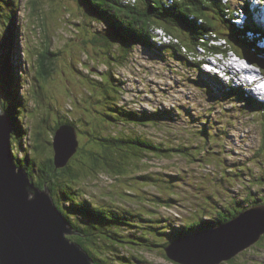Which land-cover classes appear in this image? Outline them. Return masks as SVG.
<instances>
[{
	"label": "rangeland",
	"instance_id": "obj_1",
	"mask_svg": "<svg viewBox=\"0 0 264 264\" xmlns=\"http://www.w3.org/2000/svg\"><path fill=\"white\" fill-rule=\"evenodd\" d=\"M48 1L53 3L56 8L58 17L55 16L54 20H52L53 10ZM241 1L245 2V0ZM13 3L16 7L15 15L20 16V24L24 25L23 30L26 31L22 40L19 39V31H16L17 47H15V55L12 60V63L17 66L16 73L22 74L21 93L24 99L28 100L23 108L20 105L21 115L30 128L24 123L27 132L24 139L26 144L24 151H33L31 145L34 144L37 133L41 132V143L44 140L50 142V144H44L46 154L48 148L51 152L55 137L54 129L57 127V115L60 117L59 121L64 122L67 118L66 114L72 110L69 103L72 104L76 101V108L69 113L71 115L69 118L76 121L85 113L89 115L91 121L89 125L85 122L79 123L80 147H83L84 150L81 151L73 166L82 175L86 173L83 161L87 160L88 151L92 148L86 135L87 130L92 131L96 128L103 137L107 135L109 137L123 136L133 132L156 144H163L164 148L167 146L178 147L179 145L190 148L186 151L189 154L186 156L147 155L149 159L145 160L143 170L148 172L139 174H153L155 181L145 189V192L149 191L151 194L163 192L166 198L174 200L172 206L179 210L160 208L155 215L162 213L164 216L174 218L176 213L180 216L178 219L181 217L185 219L190 215H194L198 219H205L207 218L205 216L213 212L209 211L211 206L214 207L211 205L212 203L222 202L221 206H226L227 200L230 201L238 194L243 195L244 187L248 186L253 177H264V104L256 101L250 104L247 101L238 100L240 96L242 100L250 98L247 90H243L245 86L240 85L239 82H230L232 89L224 95L221 92L228 86L230 79L225 76L224 72H220L218 76H208L201 70L202 66L196 59L184 62L178 54L169 51L161 52L166 54L164 57L142 46H136L131 52L130 59H126L122 65V52L101 15L97 12H93L91 15L93 17L88 16L85 20L93 22L95 25L99 44L97 37L91 34L93 29L89 25L88 31H82L77 35L71 33L74 38L65 35L64 22L59 19L57 8L61 12L68 9L72 18L85 22L84 15H82L83 9L78 6L75 0H14ZM228 5L232 8L243 7L248 14H253L252 7L239 4L236 0H230ZM2 6L0 19L6 20V22L0 21V34L6 37L9 35L8 24L10 21L6 19L8 12L4 8L5 0H2ZM65 19L71 24V19L68 17ZM29 21H31V25L33 24L31 32L29 31ZM210 22L215 26L216 31L206 32L203 35L204 39L208 41L207 43L218 46L221 50H234L241 57L255 63L256 72L262 71L264 74V59L257 58L261 60L258 61L254 55V52L257 53L256 51H250L246 45L241 44L242 42L239 43L238 38L232 37L231 31H235V28L230 25L231 31H229L226 24L222 26L218 22L212 20ZM262 23H264V19ZM252 26L264 31V24L259 26L254 19H252ZM71 29L75 31L76 26L72 24ZM157 33L163 32L159 29ZM29 34H32L31 40L28 39L30 38ZM102 34L105 35L100 37ZM48 36L52 38L51 41L46 40ZM10 38L5 51L12 49L10 44L13 42V38ZM0 40L4 42L1 37ZM167 40L169 41L170 38L167 37ZM259 44L264 48L263 38ZM19 48L21 51L18 53ZM51 54L52 56L59 54V56L54 58L56 66L54 65L49 80L43 83V87H45L43 90L40 89L38 81L35 79L41 77L46 67L52 66ZM36 55H38L37 58H35ZM238 61L240 62V59ZM22 64L25 68H22ZM197 64H200L201 68ZM227 67V64L217 66L218 69ZM75 69L80 70L76 74V82L70 83L72 91L65 94L63 90H59L60 77L62 74L64 75L63 72L69 75ZM80 72L83 75H79ZM104 73L109 74V77L113 75L115 79L124 83L120 106L138 113L155 114L159 112L160 118L153 119L147 124L138 122L135 125L121 127L103 121L102 115L95 118L92 112L99 109L100 113H103L105 107L96 108L98 92L94 86L87 84V79L100 81L108 78V75ZM101 74L104 75L99 77ZM244 81L254 87L257 86V82L252 77ZM32 83L33 87H31ZM35 89H37V93ZM237 90L240 91L236 92ZM101 92L113 96L118 94L113 91V88L108 90L105 86ZM232 96L236 100L229 99ZM4 102L6 99L0 84V112L4 109L2 108ZM100 122L103 126L97 128L96 125ZM135 127L136 129H134ZM49 157H53V152ZM87 161L89 163L86 165L89 170L98 168L92 163V159L89 158ZM37 162L40 165V161ZM249 168L253 169V175H249ZM134 170L136 169L134 168ZM37 171L39 172V170ZM131 171L127 172L125 169H121L120 172L112 166L109 167L110 174L97 175L96 173L90 174L91 171H88L87 181L81 185L82 193H87L93 201L100 202L97 204L104 209L121 206L145 215H152L149 209L136 198L135 193L128 191L129 182H134L132 181L133 175L127 177ZM159 173L164 174L163 177H160ZM177 174L182 175L176 188L172 189L169 187V178L165 175ZM235 176L236 180L231 183ZM157 177H159L158 181H156ZM257 182H252L253 186ZM262 182L264 184V180ZM135 190L140 192L139 189ZM74 193L77 195V186ZM76 198L74 196V200ZM205 206L206 208H204ZM191 240L189 239V241ZM127 247L121 248V251L126 255H128ZM95 254L101 256L100 250L96 249ZM139 255L143 261L135 264L178 263L169 261L162 252L157 250L140 252ZM215 262L217 260L208 261L207 264ZM104 264H108V262L105 261ZM224 264H264V240L232 262Z\"/></svg>",
	"mask_w": 264,
	"mask_h": 264
},
{
	"label": "trees",
	"instance_id": "obj_2",
	"mask_svg": "<svg viewBox=\"0 0 264 264\" xmlns=\"http://www.w3.org/2000/svg\"><path fill=\"white\" fill-rule=\"evenodd\" d=\"M13 1L14 0H5L4 6L8 12V17L6 19L10 21L8 24L9 35L4 37L0 34V37L4 39V42L0 40V84L4 98L6 99L2 107L4 109L1 112L9 116L13 125V154L15 160H17L20 165L19 168L26 169L30 175L34 170L36 171V173L31 175L32 183L41 189H44L45 186L50 189L55 204L69 222V226L74 233L72 236H67L68 240L71 243L80 245L86 250L94 262L93 264H103L104 259H108L111 264H135L137 262H142L143 260L139 255L140 252L164 250L176 241L185 240L187 237L199 234L208 228H217L220 225L228 223L230 220L235 219L246 208L250 207L249 204L254 206L258 204V202L260 204L264 203V184L262 182L264 177H253L249 181L248 186L244 187L243 195L238 194L230 201L227 200L225 202L226 206H221L222 202L212 203L211 205H214V207H211L209 211L213 212L205 216L207 217L205 219H198L194 215H190L188 220H184L182 217L178 219L180 216L176 213L174 218L164 216L162 213L155 215L160 208H165L167 210L174 208L176 211L179 210L172 206L174 200L166 198L163 192L160 194H151L149 191L145 192V189L149 188L150 184H154L155 181L153 174H139L140 172H148L143 170L145 168V160L149 159L147 155H165L166 157L175 155L186 156L189 155L186 151L190 148L185 145H179L178 147L167 146V148H164L163 144H156L148 138H142L138 133L130 132L128 135L123 136L116 135L109 137L107 135L103 137L96 128L92 129V131L87 130L86 135L92 146L91 150L88 151L89 156H87V160L89 158L92 159V163L98 168L89 170L86 165V163L89 162L87 160L83 161L86 167V173L83 175L80 171H76L73 166L74 162L81 154V151L84 150L80 145L77 153L64 169L56 168L53 163V157L49 160L47 159L52 154V150L50 152V148H48V155L46 154L44 144H50V142L44 140L43 143H41V132L37 133L34 144L32 143L31 145L33 151H24L26 147L24 139L25 136H27L24 123H26L27 127L28 123L21 115L20 105H22L23 108L26 103H28V100L24 99L21 93L23 88L21 83L22 74H19V72L16 73L15 69L17 66L12 63L15 55V47H17V42L15 41L17 35L16 31H19V39L22 40L24 30L22 28L21 32L20 16L15 15L16 7ZM75 1L78 6L83 9L82 15H84V20L88 16L93 17L91 16L93 12H97L101 15L103 22L111 31L112 37L122 52V65L125 63L126 59H130L131 52L136 46H142L159 55L163 54L161 52L169 51L173 54H178L181 60L186 62L188 51L179 48L176 45L179 43L178 39L161 29L160 30L164 32L170 40L167 46L158 45L160 41L159 34L157 33L156 38L153 32L157 26L164 27L168 32L180 36L181 38L185 37L184 42L190 45L192 49H195L198 43L200 47L202 46V36L205 35L206 32L216 31L215 26L211 24L210 20L218 22L222 24V26L230 23L237 32V35L234 36L233 34L235 31L229 29L230 25L227 26V29L232 32V36L235 39L238 38L237 40L239 43L242 42L241 44L243 45H247L248 42L250 43V40L246 38V34L241 32L247 28H241L231 22L232 19L226 15V7L222 4L221 0H181L180 2H175L172 6H168L166 0H135L134 2L129 0ZM49 3L53 10L52 20H54L55 16H57L56 8H54L53 3ZM2 7V0H0V16L2 14ZM57 12L59 13V19L64 22L65 35L73 37L71 33L77 35L82 31H88L89 25L93 29L91 30V34L97 37L98 40L93 22L90 23L88 20L84 22L83 20L72 18L69 15L68 9L61 12L59 8H57ZM66 17L71 19V24L66 22ZM0 21L6 22V20L2 19H0ZM29 22L30 27L29 25L27 26L30 31L33 24L31 25V21ZM72 24L76 26L75 31L71 29ZM104 35L105 34H102L100 37ZM29 36L30 38L28 39L31 40L32 34H29ZM10 37L13 38V42L10 44L13 50L9 49L5 51L11 39ZM51 39L50 36L46 38L48 41H51ZM207 42L208 41H205L204 43ZM99 43L98 40V44ZM249 47L254 49L257 46ZM19 51H21L20 48L18 49V53ZM213 51L218 52L220 50L213 49ZM190 53L192 55L194 51H190ZM50 56H52V54ZM57 56H59V54H54L52 56V66L46 67L41 77L35 79L38 81L40 89L45 90L43 83H46L51 77L50 73L53 72L54 65L56 66V64H54V58ZM37 57L38 55L35 56V58ZM111 58L114 59L112 56ZM43 59L46 61L44 56ZM200 64L197 65L201 68ZM78 71L80 70L75 69L69 75L63 72L64 75L62 74V77H60L61 85H59V90H63L65 94L71 93L72 86H70V83L76 82V74H78ZM81 74L83 75L82 72L79 73V75ZM104 74H101L99 77ZM105 75H108V78L100 80L101 82L87 79V84L94 86L95 90L98 92V98L96 100V102H98L95 105L96 108L101 106L102 108L105 107V112L103 113H100L99 109L92 112L95 118L102 115L103 121L111 123L113 126L119 125L120 127L135 125V123L138 122L147 124L153 119L160 118L159 112L155 114L138 113L120 106L124 83L119 79H115L113 75L110 77L109 74ZM207 75L211 76L209 74ZM27 79H29L28 76ZM31 85V87H33V83ZM104 86L108 90L113 88V91L118 94L113 96L109 95V93L101 92ZM231 89V86H227L223 90L224 95ZM36 91L37 89H35V92ZM239 91L240 90H237L236 92ZM229 99L236 100L233 96ZM238 100L247 101V103L250 104L256 101L253 97L242 100L241 96L238 97ZM256 102L259 103L258 101ZM69 105L72 110L75 109L76 101L72 104L69 103ZM71 111L66 114L67 118H65L64 122L62 120L59 121L60 117L57 115V127L54 129V135L61 127H73L76 129L78 141L80 143L81 131L79 129V123L85 122L89 125L91 121L89 120V115L85 113H83L79 120H71L69 118L71 116L69 114ZM101 126H103L102 122L96 125L97 128H101ZM134 129H136V127ZM117 134H119V132H117ZM15 141H17L18 145L15 144ZM15 149H17L16 152ZM19 150L23 153L26 160L19 155ZM37 161H40V165ZM110 166L116 168L117 171L120 170V172L121 169H125L127 172L132 170L127 177L133 175L134 179L132 181L134 182H129L128 191L135 193L136 198L140 200L143 206L149 209L152 215H145L139 211L121 206L118 208L114 207V209H104L97 204L100 202L93 201L88 197L87 193H82L81 185L87 181L88 171H91L90 174L96 173L97 175L104 173L110 174ZM134 168L136 170H134ZM37 170H39V172ZM253 174V169L249 168V175ZM163 175L164 174L159 173L160 177H163ZM181 175L182 174L165 175V177L169 178V187L175 189ZM158 180L159 177H157L156 181ZM235 180L236 176L231 183ZM254 181L258 182L253 186L252 182ZM76 186L77 195L74 193ZM255 187L257 188L255 189ZM135 189H139L140 192H137ZM74 196L77 197L75 200ZM137 217L139 220L135 223L134 220ZM98 219L101 220L97 221ZM101 225L105 228H102ZM103 237H107V241H102ZM124 247H127L128 251L126 250V252L128 255L121 251V248ZM96 249L100 250L102 256H95L93 254V251ZM165 258L171 260L168 256H165Z\"/></svg>",
	"mask_w": 264,
	"mask_h": 264
},
{
	"label": "water",
	"instance_id": "obj_3",
	"mask_svg": "<svg viewBox=\"0 0 264 264\" xmlns=\"http://www.w3.org/2000/svg\"><path fill=\"white\" fill-rule=\"evenodd\" d=\"M252 2L264 6L263 0ZM53 163L67 167L79 148L73 127H61L53 140ZM36 173L34 170L32 174ZM19 168L13 154V125L0 112V264H93L67 236L74 233L57 208L50 189L37 187ZM264 235V205L246 211L227 225L203 231L191 241L179 240L167 249L183 264L231 261Z\"/></svg>",
	"mask_w": 264,
	"mask_h": 264
},
{
	"label": "clouds",
	"instance_id": "obj_4",
	"mask_svg": "<svg viewBox=\"0 0 264 264\" xmlns=\"http://www.w3.org/2000/svg\"><path fill=\"white\" fill-rule=\"evenodd\" d=\"M129 1H131V2H134L135 0H129ZM166 2L167 3H169L170 1H168V0H166ZM202 23V22H201ZM159 29H161V30H163V31H165L167 34H170V32H168L164 27H159V26H157V28L155 29V30H153V32H154V35L156 36V38H157V30H159ZM259 32H258V30H257V32H256V34H258ZM171 35V34H170ZM174 38H176V39H178V41H179V43H177V44H179V45H181V47H183L182 46V44H180V41H181V38L179 37V36H177V35H175V34H173L172 35ZM233 37V36H232ZM263 37H264V35H263ZM205 44H207V43H205ZM158 45H159V43H158ZM208 45H209V49H207V48H204V47H199V52H197L196 53V55H194V56H192L190 59H187L186 58V60H188V61H193V60H197L199 63H201L202 64V60H203V57H206V59H216V62H215V67H212L213 69H218L217 68V66L218 65H221V64H227L228 66H229V63H230V61H232L233 63H235L236 65H238L239 67H240V69L241 70H244V69H246L245 67H243L242 65H241V60H245L244 62L245 63H247L248 65H249V67H247L248 68V70H254V73H256V75H257V78H258V83H257V86H253V87H251V88H245V87H243L244 89L243 90H247L246 92L247 93H249L250 94V98L251 97H253L256 101H258L259 103H264V88H261L260 87V85L261 84H264V79H262V75H264L261 71H259V72H256V65H255V63H253L251 60H248V59H246V58H244V57H241V55H239L238 53H236L234 50H232V49H230L229 51H225V50H221L218 46H215V45H213V44H209L208 43ZM247 46V45H246ZM248 47V49L251 51H256L257 53H255L254 52V55H255V57H256V59L257 58H261V59H264V56H262V54H264V52H262V46H257L256 48H254V49H251L249 46H247ZM213 49H219L220 51H218V52H215V51H213ZM235 57V58H234ZM238 59H240V62L238 61ZM258 61H261V60H259V59H257ZM202 66V65H201ZM209 75H211L210 73H208ZM252 75V74H251ZM212 76H214L213 74H212ZM225 76H227V77H230V79H229V82H228V86H231L230 85V82H232V83H234L235 82V80L238 78V77H240L241 78V76H240V73H238V74H236L235 76H232L231 74H227V75H225ZM239 84L241 85L242 83H240L239 82ZM260 97H261V99H260ZM4 113V112H3ZM53 154H54V152H53ZM92 199V198H91ZM53 200H54V198H53ZM55 202V201H54ZM261 205H264V203H262V204H260L259 202H258V204H256V205H254V206H252V205H250L249 204V206L250 207H248V208H246L244 211H242L240 214H242V213H244V212H246V211H248L250 208L252 209V208H254V207H256V206H261ZM57 206V205H56ZM206 207V206H205ZM212 207V206H211ZM58 208V207H57ZM117 208H118V206H117ZM114 209V208H113ZM239 214V215H240ZM238 215V216H239ZM237 216V217H238ZM236 217V218H237ZM235 218V219H236ZM232 220H234V219H232ZM232 220H230L228 223H230ZM134 222L135 223H137V218H135V220H134ZM228 223H226V224H224V225H227ZM220 226H223V225H220ZM101 227L102 228H105L104 226H102L101 225ZM219 227V226H218ZM217 227V228H218ZM208 229H215V228H208ZM208 229H206V230H208ZM205 231V230H204ZM264 236V235H263ZM262 236V237H263ZM262 237H261V239H262ZM107 237H103L102 238V241L103 240H105V241H107ZM260 239V241L259 242H261V241H263L264 239H262L261 240ZM259 242H257L255 245H253L252 247H254V246H256ZM74 244V243H73ZM80 248H82L80 245H78ZM252 247H250V248H252ZM250 248H247L246 250H244L243 251V253H245L246 251H248ZM167 249V248H166ZM166 249H164V250H159L160 252H162L163 254H164V256H168V254H167V251H166ZM82 250L87 254V256L89 257V259H91V257H90V255L88 254V252L86 251V250H84L83 248H82ZM124 253V252H123ZM242 252L238 255V256H240L241 254H243ZM93 254L95 255V256H98V255H96L95 254V250L93 251ZM102 256V255H101ZM237 256V257H238ZM169 257V256H168ZM237 257H235V258H237ZM234 258V259H235ZM233 259V260H234ZM92 260V259H91ZM233 260H231V261H233ZM105 261H107L108 262V264H111L109 261H108V259H104L103 260V264H104V262ZM169 261H172V262H174V263H176L175 261H173L172 259L171 260H169ZM231 261H224L223 263H221V264H224V263H228V262H231ZM176 264H179V263H176Z\"/></svg>",
	"mask_w": 264,
	"mask_h": 264
},
{
	"label": "bare ground",
	"instance_id": "obj_5",
	"mask_svg": "<svg viewBox=\"0 0 264 264\" xmlns=\"http://www.w3.org/2000/svg\"><path fill=\"white\" fill-rule=\"evenodd\" d=\"M225 1H227V0H225ZM236 1L239 4H242L244 6L252 7V11H253V14L252 15L248 14L247 12H244V13L241 14V17L245 20L246 25H247V29L246 30H242L241 32H244L246 34V38H248L250 40V43L248 42L247 45L248 46L255 47V46L258 45V43H259V37L261 35L260 34H251L250 33V29H251V25H252V19H254V20L258 21V22H263L264 6H260V5L256 4V3H253L252 0H245V2L244 1H241V0H236ZM255 7L261 9L262 11H256ZM244 20H242V21H244ZM23 27H24V25H21V32H22V28ZM25 34H26V31L23 32V35H25ZM263 34H264V31H263ZM233 35L236 36L237 35V32L235 31ZM23 38L24 37L22 36V39ZM159 40H160L159 41V45H162V46H164V45L167 46L168 45L167 43L169 41L167 40V36L164 34V32L163 33H159ZM161 56H166V54L163 53V54H161ZM215 62H216L215 59H209V60H207L206 57H203V60H202V64L201 65H202V67L204 69V72L208 73L212 67H215ZM23 65L24 64H22V68H24ZM254 74L256 75V73H254ZM235 75H236L235 73H232V76H235ZM262 76H263L262 79H264V75H262ZM238 89H240V88H238ZM221 93L223 94V92H221ZM75 131H76V129H75ZM249 212H251V208L249 209ZM188 218H189V216L187 218L185 217L184 220H188ZM201 233L196 234V235H193V236H190V237H187L186 238L187 239L186 241H189V239H192V238L200 239V237H198V235H200Z\"/></svg>",
	"mask_w": 264,
	"mask_h": 264
},
{
	"label": "crops",
	"instance_id": "obj_6",
	"mask_svg": "<svg viewBox=\"0 0 264 264\" xmlns=\"http://www.w3.org/2000/svg\"><path fill=\"white\" fill-rule=\"evenodd\" d=\"M212 32H214V31H212ZM179 37H180V36H179ZM202 37H203V36H202ZM180 38H181V37H180ZM184 41H185V37H182V38H181V41H180V44H182L183 47H181V45H179V44H176V45H177L179 48L183 49V50H187L188 53H187V55H186V58H187V59H190L192 56L196 55L197 52H199V47H200V45H199V43H198V44L195 46V49H192L191 46L188 45V44H186ZM209 44H210V43H209ZM201 47H204V48L209 49V45H208V43L205 44L203 41H202V46H201ZM190 51H194V53L191 55Z\"/></svg>",
	"mask_w": 264,
	"mask_h": 264
},
{
	"label": "flooded vegetation",
	"instance_id": "obj_7",
	"mask_svg": "<svg viewBox=\"0 0 264 264\" xmlns=\"http://www.w3.org/2000/svg\"><path fill=\"white\" fill-rule=\"evenodd\" d=\"M15 144L18 145L17 142H15ZM16 150H17V149H15V152H16ZM17 152H18V151H17ZM52 152H53V146H52ZM19 153H20V154H19ZM19 153H18V154L21 155V157H23V158L26 160V158L24 157L23 153H22L20 150H19ZM18 154H16V155H18ZM49 159H51V157H49L48 160H49ZM15 162H16V164H17L18 166H20V165L18 164V161H17V160H15Z\"/></svg>",
	"mask_w": 264,
	"mask_h": 264
},
{
	"label": "snow or ice",
	"instance_id": "obj_8",
	"mask_svg": "<svg viewBox=\"0 0 264 264\" xmlns=\"http://www.w3.org/2000/svg\"><path fill=\"white\" fill-rule=\"evenodd\" d=\"M241 65L245 68L249 67V65L247 63H245L243 60H241ZM261 88H264V84L260 85Z\"/></svg>",
	"mask_w": 264,
	"mask_h": 264
}]
</instances>
